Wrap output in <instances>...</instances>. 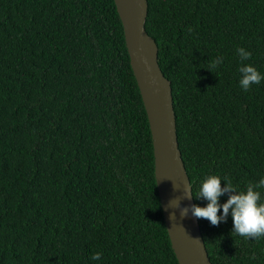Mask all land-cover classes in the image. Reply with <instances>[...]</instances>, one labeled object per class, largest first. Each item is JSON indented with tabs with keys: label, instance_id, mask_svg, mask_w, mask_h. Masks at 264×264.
<instances>
[{
	"label": "trees",
	"instance_id": "16d2710c",
	"mask_svg": "<svg viewBox=\"0 0 264 264\" xmlns=\"http://www.w3.org/2000/svg\"><path fill=\"white\" fill-rule=\"evenodd\" d=\"M146 1L203 207L205 175L264 176V81L244 91L237 54L264 74V0ZM198 222L212 264H264V237ZM0 264H178L113 0H0Z\"/></svg>",
	"mask_w": 264,
	"mask_h": 264
},
{
	"label": "water",
	"instance_id": "95a60500",
	"mask_svg": "<svg viewBox=\"0 0 264 264\" xmlns=\"http://www.w3.org/2000/svg\"><path fill=\"white\" fill-rule=\"evenodd\" d=\"M113 1L149 121L155 181L172 250L178 264H212L198 219L191 214L195 204L178 146L170 83L158 64V46L145 30L147 1ZM170 216L174 218L171 220Z\"/></svg>",
	"mask_w": 264,
	"mask_h": 264
},
{
	"label": "clouds",
	"instance_id": "9594fccd",
	"mask_svg": "<svg viewBox=\"0 0 264 264\" xmlns=\"http://www.w3.org/2000/svg\"><path fill=\"white\" fill-rule=\"evenodd\" d=\"M237 54L241 61V66L238 68L239 85L244 91H248L252 84H260L264 81V74L252 65L244 63L251 59L250 52L244 48H237ZM222 63L223 57H217L210 64V68L216 69ZM222 182L223 187H221ZM262 189H264V176H261L257 183L250 182L244 190H240L230 180H222L215 174L205 175L199 180L196 198L203 199L206 204L203 207L193 205L191 214L197 219L207 220L212 226L225 222L230 216L233 234L245 238L264 237V199L259 191ZM225 193L230 195L226 202L220 204L219 198ZM173 218L170 216L171 220ZM100 258V253H95L91 257L94 261Z\"/></svg>",
	"mask_w": 264,
	"mask_h": 264
}]
</instances>
